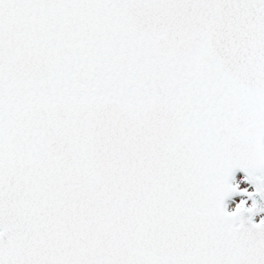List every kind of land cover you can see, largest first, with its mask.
Returning a JSON list of instances; mask_svg holds the SVG:
<instances>
[{"label": "snow or ice", "instance_id": "snow-or-ice-1", "mask_svg": "<svg viewBox=\"0 0 264 264\" xmlns=\"http://www.w3.org/2000/svg\"><path fill=\"white\" fill-rule=\"evenodd\" d=\"M255 194L264 0H0V264H264Z\"/></svg>", "mask_w": 264, "mask_h": 264}, {"label": "water", "instance_id": "water-1", "mask_svg": "<svg viewBox=\"0 0 264 264\" xmlns=\"http://www.w3.org/2000/svg\"><path fill=\"white\" fill-rule=\"evenodd\" d=\"M245 176H246V173H244L242 170H236L235 171V173H234V178H233V180L231 181L232 183H233V185H234V182L236 181V178L237 177H243L244 178V180L248 183V184H250L246 179H245ZM251 185V184H250ZM251 186H253V185H251ZM254 187V186H253ZM238 194H236V195H233L232 197H230V198H228V199H226V201H225V204H226V211H228V205L233 201V200H235V198L236 197H238L237 196ZM245 196H247V195H245ZM253 199H255L256 200V202H257V206H258V209H260V208H264V199H262L261 197H260V195L259 194H255L254 196H253ZM257 218H264V211H257L254 215H253V222H256V219Z\"/></svg>", "mask_w": 264, "mask_h": 264}, {"label": "rangeland", "instance_id": "rangeland-1", "mask_svg": "<svg viewBox=\"0 0 264 264\" xmlns=\"http://www.w3.org/2000/svg\"><path fill=\"white\" fill-rule=\"evenodd\" d=\"M239 179L241 181V184H240L239 188H241V189L247 188L249 192H253L254 187H252L251 185L247 184L244 180H242V178H239ZM241 200H245L247 202L246 206L250 205V200L245 195H242V196L240 195V199L236 200L237 201L236 203H239Z\"/></svg>", "mask_w": 264, "mask_h": 264}, {"label": "bare ground", "instance_id": "bare-ground-1", "mask_svg": "<svg viewBox=\"0 0 264 264\" xmlns=\"http://www.w3.org/2000/svg\"><path fill=\"white\" fill-rule=\"evenodd\" d=\"M239 178H241V177H237V178H236L237 181L235 182V185H239V186H240L241 181H240ZM239 189H241V188H239ZM236 205H237L236 201L231 202V203L228 205V211H233V210L235 209Z\"/></svg>", "mask_w": 264, "mask_h": 264}]
</instances>
